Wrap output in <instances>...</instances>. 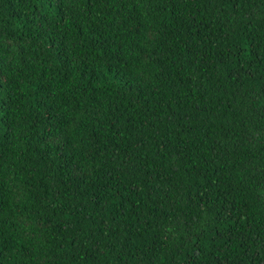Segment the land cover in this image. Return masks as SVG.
Here are the masks:
<instances>
[{
  "label": "trees",
  "instance_id": "16d2710c",
  "mask_svg": "<svg viewBox=\"0 0 264 264\" xmlns=\"http://www.w3.org/2000/svg\"><path fill=\"white\" fill-rule=\"evenodd\" d=\"M0 264H264V0H0Z\"/></svg>",
  "mask_w": 264,
  "mask_h": 264
}]
</instances>
